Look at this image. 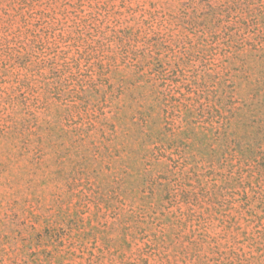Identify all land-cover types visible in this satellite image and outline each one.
<instances>
[{"label":"rangeland","instance_id":"obj_1","mask_svg":"<svg viewBox=\"0 0 264 264\" xmlns=\"http://www.w3.org/2000/svg\"><path fill=\"white\" fill-rule=\"evenodd\" d=\"M0 264H264V0H0Z\"/></svg>","mask_w":264,"mask_h":264}]
</instances>
